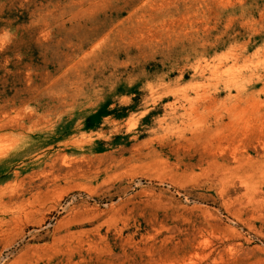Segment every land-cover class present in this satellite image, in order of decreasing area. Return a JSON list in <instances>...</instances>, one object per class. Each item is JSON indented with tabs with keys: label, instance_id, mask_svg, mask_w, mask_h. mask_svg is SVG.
I'll return each instance as SVG.
<instances>
[{
	"label": "rangeland",
	"instance_id": "obj_1",
	"mask_svg": "<svg viewBox=\"0 0 264 264\" xmlns=\"http://www.w3.org/2000/svg\"><path fill=\"white\" fill-rule=\"evenodd\" d=\"M0 264H264V0H0Z\"/></svg>",
	"mask_w": 264,
	"mask_h": 264
},
{
	"label": "trees",
	"instance_id": "obj_2",
	"mask_svg": "<svg viewBox=\"0 0 264 264\" xmlns=\"http://www.w3.org/2000/svg\"><path fill=\"white\" fill-rule=\"evenodd\" d=\"M108 114V112H105V111H101V112H99L96 116L98 117V119L100 118L101 119V116H105V115H107ZM95 125H87V128L88 129H91L92 127H94Z\"/></svg>",
	"mask_w": 264,
	"mask_h": 264
}]
</instances>
